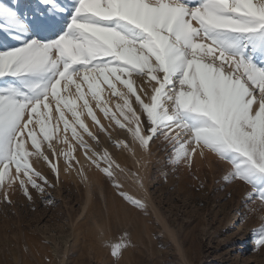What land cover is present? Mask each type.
I'll list each match as a JSON object with an SVG mask.
<instances>
[{"label": "snow or ice", "instance_id": "1", "mask_svg": "<svg viewBox=\"0 0 264 264\" xmlns=\"http://www.w3.org/2000/svg\"><path fill=\"white\" fill-rule=\"evenodd\" d=\"M41 3L56 8L53 0ZM43 73L51 78L35 100L14 87L0 89V186L7 176L6 203L12 202L9 189L32 201L54 187L50 176L29 163L35 154L55 173L50 157L71 155L70 144L69 152L53 143L47 145L49 155L40 151L36 129L49 141L53 119L71 131V139L119 190L107 152L89 147L77 132L101 147L76 103L83 101L97 131L106 132L83 90L86 85L107 117L101 101L106 85L123 101L116 108L124 122L116 114L110 119L142 147L166 142L175 159L188 164L197 151L201 157L213 154L227 165L233 185L244 190L245 203L264 207V0H78L68 30L57 39L0 52V78ZM117 83L126 91L118 92ZM62 109L71 112V120ZM120 195L133 207H144L126 192ZM253 219V248L264 251V216ZM118 247L112 248L113 257Z\"/></svg>", "mask_w": 264, "mask_h": 264}, {"label": "rangeland", "instance_id": "2", "mask_svg": "<svg viewBox=\"0 0 264 264\" xmlns=\"http://www.w3.org/2000/svg\"><path fill=\"white\" fill-rule=\"evenodd\" d=\"M74 1L55 30L57 14L67 0H53L55 9L41 0H0V11L9 10L0 20V52L32 40L43 43L57 39L68 30L78 4V0ZM16 16L27 26L19 25ZM50 78L51 73L9 75L0 78V89L14 87L35 100L42 97ZM117 84L118 92L126 91ZM109 99L122 101L112 95ZM130 103L135 107L134 97ZM53 121L56 122L53 119L49 124V141H43V134L36 129L40 151L45 155H49L48 143L68 152L61 123ZM113 124L109 127L108 120L100 122L107 129L103 133L97 131V125L90 127L89 131L105 145L100 144L97 150L96 141L79 128L77 132L89 147L100 154L107 152L119 190L87 157V164L77 163L76 156L85 153L75 141L69 157H50L57 168L55 173L42 157L29 156L33 169L50 176L54 185L44 194H34L32 201L22 192L9 189L12 202L6 203L5 177L4 186H0V264H264V251L254 250L256 235L250 231L256 226L253 218L264 216V207L259 201L245 203L244 190L227 177V165L207 152L201 157L198 151L192 154L190 164L176 160L175 150L161 141L144 148L147 159L143 167L144 163L138 165L132 160L120 139H107L116 130ZM30 144L29 141L26 147L33 152ZM137 167L145 172H138ZM141 176L144 189L133 183L140 182ZM121 191L144 207H133L121 197ZM49 199L53 204L47 203ZM116 246L117 256L113 257L111 251Z\"/></svg>", "mask_w": 264, "mask_h": 264}, {"label": "bare ground", "instance_id": "3", "mask_svg": "<svg viewBox=\"0 0 264 264\" xmlns=\"http://www.w3.org/2000/svg\"><path fill=\"white\" fill-rule=\"evenodd\" d=\"M14 2L16 1V0H13ZM38 0H35V3L37 2ZM13 2V3H14ZM55 2V1H54ZM73 2H75L74 0H67V2H65V6L61 9V11L57 14V20H56V22H55V30H56V27L57 26H60L61 24V20H62V18H64V16H66V14H68L69 13V11H70V6H71V4H73ZM5 4V3H4ZM6 5V4H5ZM10 6V5H9ZM9 6H7V7H9ZM4 7V6H3ZM5 8H3L1 11H0V20L2 19V18H6L5 16H7V13H8V11H7V13H6V11L4 10ZM10 13V12H9ZM12 14V13H11ZM14 14V13H13ZM9 15V14H8ZM18 15V14H17ZM9 17V16H8ZM13 17V16H12ZM21 17H19V16H16L15 17V20H16V22L17 23H19V25L20 24H22L21 26H23V27H25V26H27V24L26 23H24V21L22 20V19H20ZM5 21L7 22L8 20L7 19H5ZM13 21H14V19H13ZM9 22V21H8ZM5 23V22H4ZM3 24V23H2ZM16 24V23H15ZM1 28V27H0ZM55 30H53V32L51 31V33H54V31ZM51 33H49V34H51ZM118 85V84H117ZM120 86V85H119ZM102 88H103V91L101 92V101H102V105L103 106H106L107 108H108V110H109V112H108V116L106 117L105 116V114H104V112H102V111H100V109L99 108H97L96 107V102L94 101V102H91L90 101V99H92V97H91V94L90 93H88V90H87V87H86V92H87V96L88 97H90L89 99H87V97H86V99L88 100V102H90V103H92V105H90V106H92L93 107V112H95L96 114H97V117H98V119H99V121L100 122H106L107 120H108V122H110V125H109V127L113 124V123H115L114 121H112L111 119H109V116L110 115H112V114H116L117 115V117L119 118V119H121V122L123 123L124 121H123V118L122 117H120V114H119V112L117 111V108H116V106H117V104H122L123 103V101H116V100H112V99H109V96L110 95H112V94H110V93H108V88H107V86L105 85H102ZM124 88V87H123ZM83 89H84V87H83ZM110 94V95H109ZM117 99V98H116ZM82 103H83V101H79V100H77V103H76V110L80 113V118H81V120L83 121V123L88 127V130H90V129H92V128H90V127H92L93 125H94V123H93V121H92V119H91V117H89L88 115H87V111L86 110H83V109H81L80 108V105H82ZM94 103V104H93ZM91 107V108H92ZM63 110V109H62ZM68 110H66V112H67ZM64 112H65V110H64ZM66 114V113H65ZM66 118L67 119H69V120H71V114H70V111H69V113H67L66 114ZM110 120V121H109ZM53 122H55V121H53ZM56 123V122H55ZM105 125H107L106 123H105ZM113 125H115V124H113ZM95 126V125H94ZM61 130L63 131H61V133H64L65 134V137L67 136L68 137V144H66V151H68L69 152V144L70 145H72V139H71V131L70 130H68L67 132L63 129V124L61 123ZM115 128H116V130L114 131V132H112L111 133V140L113 141V140H116V139H120L122 142H123V144H125V147H128V152H130V155H131V158H132V160L133 161H135V163H137L138 165H142L143 163H144V161H145V156H144V147H142L140 144H139V142L138 141H136V140H134V138L131 136V134H129L128 132H127V129L125 128V129H120L119 128V126L118 125H115ZM111 129V128H110ZM60 133V134H61ZM59 136H61V135H59ZM64 137V138H65ZM62 138V137H61ZM107 139H109L108 138V136H107ZM100 144H104V143H100ZM65 145V144H64ZM94 145V144H93ZM74 146V145H73ZM103 147H105V145H103ZM64 148V149H65ZM73 149H74V147H73ZM103 149V148H102ZM97 150V149H96ZM145 152H146V150H145ZM198 154H199V152H197ZM147 159V158H146ZM76 161H77V163H79V164H83V163H86L87 164V162L89 161L87 158H86V156L85 155H83V154H79V155H77L76 156ZM147 161V160H146ZM133 163V162H132ZM147 164V163H146ZM146 165H145V163L143 164V167H145ZM138 168V167H137ZM140 168V167H139ZM138 168V169H139ZM146 170V169H145ZM138 171V170H137ZM142 171H144V169H139V171L138 172H142ZM145 172V171H144ZM143 172V173H144ZM143 173H142V175H143ZM136 174V173H135ZM140 174V173H139ZM143 178V176H141V178H139V180L140 179H142ZM136 179V178H135ZM131 180L133 181V179L131 178ZM142 180H144V179H142ZM134 185L136 184V186L138 187V185H139V187H141V188H143L142 186H141V180H140V182L139 181H137V180H134ZM143 184H144V182H142ZM130 187V186H129ZM132 189H135L134 187H132ZM138 189H140V188H138ZM144 189V188H143ZM142 189V190H143ZM136 190V189H135ZM142 190H139V191H142ZM132 191V190H131ZM144 191V190H143ZM142 191V192H143ZM146 191V190H145ZM132 193V192H131ZM137 193V192H136ZM133 197V196H132ZM140 198V197H139ZM143 199V198H142ZM239 228H241V227H239ZM238 228V229H239ZM246 260L248 259L247 257L245 258Z\"/></svg>", "mask_w": 264, "mask_h": 264}]
</instances>
